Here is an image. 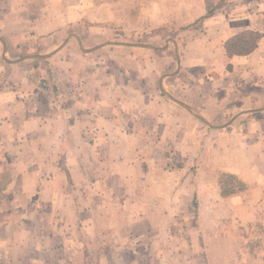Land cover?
<instances>
[{"label": "rangeland", "instance_id": "1", "mask_svg": "<svg viewBox=\"0 0 264 264\" xmlns=\"http://www.w3.org/2000/svg\"><path fill=\"white\" fill-rule=\"evenodd\" d=\"M81 25L87 30L106 27L103 38L108 35L114 42L103 40L78 51L74 36H79ZM70 35L71 46L64 47ZM254 42L262 52L257 59L233 60L248 54L234 52ZM119 45L145 50L128 54ZM59 49L61 54L54 56ZM131 54L152 65L155 61L156 70L164 74H179L183 79L177 88L201 76L203 91L216 94L212 102H233L240 109L226 113V120L235 113L233 127L202 124L200 129L195 119L191 135H203L207 141L184 139V151L169 144L164 167L170 171H139L153 162L143 159V152L138 159L117 161V171H110L102 144L92 162L98 170L71 176V182L76 177L81 184V197L68 189L54 196L55 180L43 183L56 171L51 166L66 165L49 151L47 135H41L36 151L31 150L25 134L34 131L29 126L32 117L47 118L58 106L77 105L79 92L88 90L82 115L95 133L105 125V103L126 98L128 104H146L149 95L154 98L155 82L140 80L137 73L148 72L151 64L134 70L114 60ZM27 73H33L37 88H32ZM106 78L114 82L111 90ZM141 84L147 86L143 98L134 94ZM175 95L179 100L187 97ZM207 114L211 118L217 113L212 108ZM137 116L131 111V118ZM0 121V171L18 176L12 189L0 191V206L15 207L12 224L20 220L14 237L19 252L8 253L0 244L5 264L264 263L259 255L264 249V0H0ZM56 126L49 119L42 131ZM241 157L247 165L258 159L257 174L223 170L237 165ZM31 195H36L32 201ZM38 198L58 202L48 239L31 237L27 231L31 213L44 210L36 209ZM74 198H79V207L66 204Z\"/></svg>", "mask_w": 264, "mask_h": 264}, {"label": "crops", "instance_id": "2", "mask_svg": "<svg viewBox=\"0 0 264 264\" xmlns=\"http://www.w3.org/2000/svg\"><path fill=\"white\" fill-rule=\"evenodd\" d=\"M139 13L140 11L137 14ZM81 26H79V36H77L79 37V39L74 35H70L67 38L64 47L66 45L67 47L71 46L69 42L71 41L73 36L78 43V51L80 52H83L82 48H85L86 46H90V48L95 46L97 47L99 43L102 44V42H104L103 40L109 42V45L110 43L114 42L112 39L107 38L108 35L105 39L103 38V34L106 33L107 30L106 27L88 26L89 28L87 30V27ZM117 47L126 48L127 50H129L128 54L131 51L134 53L136 52L139 54H143L144 51L139 50H145L144 46L135 47L129 45H119ZM61 49L54 53V56H59V54H61ZM150 54L154 53L150 52ZM261 54L262 52L260 49V43L258 42L251 52L243 55V57L242 55H235L237 59L233 60H237L238 63H243L247 60H251V58L257 59V57ZM114 60H116L117 62L121 61L122 64L127 63L130 67H133L134 70L136 68L140 70L147 64H151V69L148 72L139 71V73H137V77L140 80H149L155 82L154 98H152V95H149L150 100H148V102L144 105L135 102L128 104L126 98H123L121 100L117 99L112 103H105V105L108 106V109L106 111L107 114H104L105 125L100 127L98 131H94L95 133L91 131V129L93 128L92 122L87 121V119H85L82 115L85 112L84 104L82 102L85 101L87 94L89 96L88 90L79 92L80 100L75 102V104L77 105L73 104L72 106L67 108L58 106L56 112H51V114H49L47 118L41 117L45 116L44 114H41L37 117H32L34 123L30 124L29 126L33 127L34 131L26 132L25 134L31 150L36 151L41 144V139L43 138L41 137V135H47L49 137V142H51L50 145H52L49 147V151H51L53 155H55L56 153H60L59 155L56 154L55 157L61 156L63 164L66 165V168H60L59 163L57 165L55 164L54 167L51 166L56 171H52L53 176L49 181L45 180V182L43 183L46 186L48 182H51V180H55V186L52 188V194H55L54 196L58 197V195L63 194L65 189H68L74 191L75 197L76 192H79L81 197V184L75 181L77 180L76 177H74V180H72L71 182V176L75 175L76 173H79L81 176L82 171L98 170L97 165H92V162L94 161L93 159H95L94 157H96L99 147L102 146V144L105 145V154L111 166L110 171H117V169L114 168L117 161L138 159V154L140 152L144 153L143 159H146V161L153 160V162L150 164L151 166H146L142 169L140 168L139 171H170L168 169H165L164 167L167 146L169 144L175 145L174 143H176L178 146L180 145L184 151L183 144L185 141H192L195 143H204L207 141L204 139L203 135H195V137L194 135H191V132L189 130L194 127L195 119L201 122L200 129H202V124L207 127H210L209 125H211V127L214 128L233 127V123H235L236 121L235 113L230 116V119L228 120H226V113L237 111L240 112V109L237 110L235 108V104L233 102L229 103L228 105L222 102H212V97L216 94H210V92H212L211 90H207V92L203 91L204 88L201 86L203 85V83L201 82V76L198 77V82L196 81L195 77L191 79L195 81V85L191 82V80H189V85L182 89L177 88V81L179 79L182 80L183 77H180L179 74H175L174 71L166 74L162 73L161 71H157L155 61L152 65V61L147 62L145 60V57H143V59H137L135 56H133V54H131L130 57L127 58L126 56H124L115 58ZM31 74L32 76L30 75V73H27V75L25 76L26 78H28V80L31 81L33 85L32 88H34V76L33 73ZM112 78L115 77L113 76ZM169 78L171 79L168 80ZM205 78L214 80V77L202 76V80H206ZM171 80L172 82L170 83ZM106 84L107 88L110 90L114 86V82H110L108 78H106ZM116 85H119V83H117ZM146 89L147 86L141 84V87L137 88V91L134 94L139 98H143L148 94ZM114 92L115 89L113 90V93ZM180 92L187 96L185 99H181L182 101L179 100L175 95H179ZM224 95L229 96L230 94L224 93ZM112 97L114 98V94L112 95ZM188 98L190 100H188ZM137 100L140 102V99ZM94 105L95 104H90V107H93ZM45 106L46 104H43V107ZM236 106L239 105L237 104ZM212 108L213 112L217 114L213 117L211 116L210 118L207 112ZM97 111H100V113H102L103 110ZM131 111L138 112L140 116L131 118ZM128 112L129 115H127ZM141 114H143L142 118ZM126 117H128L129 120ZM49 119L57 126L49 128V131H42ZM2 126L4 125L0 121V128ZM95 127L96 126L94 125V128ZM135 127H144L145 132H132L131 129ZM87 128H89L91 132L90 134L87 133ZM20 132L21 130L19 131V133ZM10 143L11 144H7L12 146L13 144L11 139ZM72 144L73 147L71 146ZM0 145H2L1 140ZM78 145H80V147H78ZM2 152L4 154H7L8 156L7 151ZM40 152L42 151L40 150ZM186 153L188 154L187 149H185V155ZM41 156L43 157V159H47L45 155L41 154ZM70 157L72 165L69 162ZM73 160L75 164L77 163L76 166L73 165ZM246 165L247 164L243 162L241 157L239 158V163L237 165H233V167H227L226 169L224 167L223 170L232 171L239 176L244 174L249 175L252 172L257 174V158H254L249 162L247 166ZM47 166V168L49 169L50 163ZM32 168H34V166H32ZM37 177H42L40 178L39 182H42L43 178H45V176H42L41 171L38 173ZM17 178V174H14L13 171H0V191L7 192L9 188L12 189V182L14 184ZM1 181L3 182L1 183ZM33 197H36V195H31V201ZM36 201L37 203H39L36 209L42 207L44 210L41 212L35 211L31 213V216H29V222H26L27 231L29 229L28 232L31 237L37 239H48L51 233L50 225L55 222V220H53L52 213L56 211L58 202L54 201L53 203V200H51L50 202L49 200H42L39 198L36 199ZM62 201L63 203L65 202V200ZM66 204L75 208L76 206H80V201L79 198H74L73 200H69ZM39 213H42V215L45 216L42 218V220H39ZM13 214H15V207L3 208L0 206V244L4 245L2 247V250L8 252L14 249L13 252L15 253L16 251L19 252L14 247V237L16 234V230L20 229V220L14 221L12 224L11 217L14 216ZM4 251H0V264H5L4 259L6 260V254ZM259 255L264 256V249ZM260 264H264L263 260Z\"/></svg>", "mask_w": 264, "mask_h": 264}, {"label": "trees", "instance_id": "3", "mask_svg": "<svg viewBox=\"0 0 264 264\" xmlns=\"http://www.w3.org/2000/svg\"><path fill=\"white\" fill-rule=\"evenodd\" d=\"M255 42L252 44V46L251 47H247V48H245L244 50H240V51H236V52H234L235 54H246V53H249L251 50H253V48L255 47ZM228 176V175H227ZM230 177V176H229ZM221 187H222V189H223V185L221 184ZM233 192V190H230V192L229 193H232ZM222 193L223 194H226V192H224V189L222 190Z\"/></svg>", "mask_w": 264, "mask_h": 264}]
</instances>
